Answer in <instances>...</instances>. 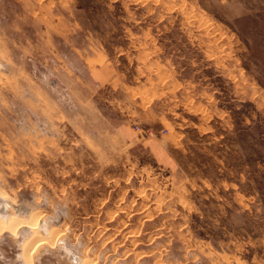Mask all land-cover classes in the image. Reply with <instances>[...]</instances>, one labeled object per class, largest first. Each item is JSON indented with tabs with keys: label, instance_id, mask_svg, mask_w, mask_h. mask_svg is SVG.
Listing matches in <instances>:
<instances>
[{
	"label": "rangeland",
	"instance_id": "obj_1",
	"mask_svg": "<svg viewBox=\"0 0 264 264\" xmlns=\"http://www.w3.org/2000/svg\"><path fill=\"white\" fill-rule=\"evenodd\" d=\"M13 211L0 264H264V0H0Z\"/></svg>",
	"mask_w": 264,
	"mask_h": 264
},
{
	"label": "bare ground",
	"instance_id": "obj_2",
	"mask_svg": "<svg viewBox=\"0 0 264 264\" xmlns=\"http://www.w3.org/2000/svg\"><path fill=\"white\" fill-rule=\"evenodd\" d=\"M1 212H0V232L1 233L2 232H10V233H12V232H16V231H18L20 229H22L24 232H26L27 231V227H30V229H32V230H30V233L32 231V235H31L32 239H28V241H27L29 245L32 244L28 248V249L32 248V250L30 251V254L33 253V251L38 246L42 245L44 243V240L48 241L46 239L47 237L45 238V237H43L41 235L42 231H45L44 228L47 225H49V224H47L46 226H44L45 223H47V221H45V220L44 221L43 220L41 221V219L37 218V220H35V222H34L33 221L34 215L31 218H28L27 219V217L25 218L24 216L22 217L21 215H17L14 211L11 213V215H8V216L6 215V212H5V214H3ZM40 227H43V229L41 231H40ZM49 231H50V227H49ZM40 235H41V237H40ZM28 244H26L27 247H28ZM25 250H26V248H25ZM24 253L27 254L26 251H24ZM26 254H25V256H26ZM26 257H27L26 263L28 264V262L29 263L31 262V258L32 257L29 254Z\"/></svg>",
	"mask_w": 264,
	"mask_h": 264
}]
</instances>
